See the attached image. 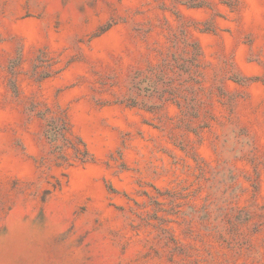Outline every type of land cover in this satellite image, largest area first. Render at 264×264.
I'll return each instance as SVG.
<instances>
[{"label": "rangeland", "instance_id": "1", "mask_svg": "<svg viewBox=\"0 0 264 264\" xmlns=\"http://www.w3.org/2000/svg\"><path fill=\"white\" fill-rule=\"evenodd\" d=\"M0 264H264V0H0Z\"/></svg>", "mask_w": 264, "mask_h": 264}]
</instances>
